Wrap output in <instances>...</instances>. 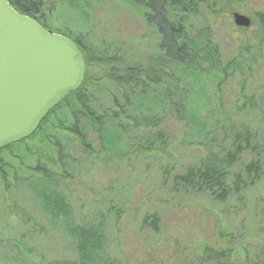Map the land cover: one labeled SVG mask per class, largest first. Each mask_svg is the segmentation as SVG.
Returning a JSON list of instances; mask_svg holds the SVG:
<instances>
[{"label":"rangeland","instance_id":"374dc122","mask_svg":"<svg viewBox=\"0 0 264 264\" xmlns=\"http://www.w3.org/2000/svg\"><path fill=\"white\" fill-rule=\"evenodd\" d=\"M38 1L44 5V21L53 30L65 31L71 39L84 37L90 48L122 45L133 56L145 57L158 47L157 34L144 22L140 9L127 0ZM200 9L202 17L213 27V41L219 45L224 64L239 57L240 62L256 56L259 52L258 14L264 11V0H221L217 12ZM235 12L250 17L252 25L245 29L237 27L233 18ZM258 61L252 72L247 71V76H243L237 66L227 79L224 74L214 72L215 78L207 85L211 102L200 97L204 117L215 112L216 100L221 99L222 116L238 119L234 117L237 106L248 109L249 100L255 102L264 93V60ZM100 77L96 73L95 78ZM46 127L61 146L69 148L74 159L65 168L67 179L58 180V189L72 204L75 224L106 223L109 264H191L202 244L216 240L221 230L232 233L231 248L238 251L234 259H244L241 249L248 243L255 240L257 243L259 239L264 242V187L252 190L250 199L237 206L216 205L203 198L173 193L174 175L184 174L187 168L205 158L208 147L215 148V140L223 137L224 129L217 125L209 128L214 141L206 145H202L201 136H193L190 131L179 133L177 127L172 126L169 130L176 136L172 148L164 154L152 151L139 157L107 153L100 157L84 155L83 147L73 136L69 135L73 139L70 141L68 134H61L58 121L51 118ZM44 140L40 134L18 147V154L24 156L23 162L17 161L9 151L3 153L8 161V177L3 180L0 173V264L25 261L47 264L75 259L65 228L54 226L49 216L42 214L29 183L19 182L27 179L40 183L42 176L35 171L39 160L47 168L61 172L56 165V148ZM96 141V137L91 139L98 148ZM260 144L264 161V137ZM125 149L119 153L123 154ZM250 160L248 156L243 162ZM165 170L167 178L163 176ZM153 214L159 219L158 232L154 233L143 226L144 217Z\"/></svg>","mask_w":264,"mask_h":264},{"label":"trees","instance_id":"16d2710c","mask_svg":"<svg viewBox=\"0 0 264 264\" xmlns=\"http://www.w3.org/2000/svg\"><path fill=\"white\" fill-rule=\"evenodd\" d=\"M127 1L140 9L144 22L153 28L158 36V47L142 57L133 56L122 45L90 48L84 37L73 38L86 58L84 83L49 113L32 137L0 150V173L2 179L7 180L8 161L3 157L4 152L9 151L17 161L23 162L24 156L18 154V147L40 134L46 144L56 148V165L61 172L47 168L39 160L35 168L42 176L39 184L18 178L20 183H29L42 214L49 216L54 226L65 228L74 247L75 259L47 264L111 262L106 223L75 224L72 204L58 189V180L67 179L65 168L74 159L69 148L61 146L54 134H48L46 124L51 118L58 121L61 134H68V138L73 136L80 143L84 155L96 157L106 153L123 155L121 157L129 154L139 157L152 151L164 154L174 144L176 136L171 135L172 126H176L179 133L190 131L193 136H201L202 145H206L214 141L209 128L217 125L224 129L223 137L215 140V148L208 147L205 158L187 168L184 174L174 175L173 193L203 198L216 205L237 206L250 199L252 190L264 187V161L260 155V140L264 137V93L255 102L248 99V109L237 106L234 117L238 119L222 116L221 99L216 100L215 112L210 116L204 117L200 108V97L211 102L207 85L215 78L214 72L224 74L227 79L237 66L238 71L247 76V71L252 72L259 59L264 60V11L258 14L259 52L256 56L240 62L239 57L224 64L219 45L213 41V27L202 17L200 9L217 12L221 0ZM9 2L19 13L35 18L47 30L66 37L70 35L53 30L44 21L41 1ZM96 73L101 77L96 79ZM248 116L253 119L249 120ZM95 137L98 148L91 143ZM122 148L126 149L120 154ZM248 156H251L250 162H243ZM167 175L165 170L163 176L167 178ZM158 220L157 214L146 215L144 229L158 232ZM231 235L230 231L221 230L216 240L202 244L191 264H264V242L259 239L257 243L256 240L248 243L241 249L244 259H234L238 251L231 248Z\"/></svg>","mask_w":264,"mask_h":264},{"label":"water","instance_id":"95a60500","mask_svg":"<svg viewBox=\"0 0 264 264\" xmlns=\"http://www.w3.org/2000/svg\"><path fill=\"white\" fill-rule=\"evenodd\" d=\"M235 25L252 19L238 12ZM83 49L0 0V150L34 135L86 77Z\"/></svg>","mask_w":264,"mask_h":264}]
</instances>
